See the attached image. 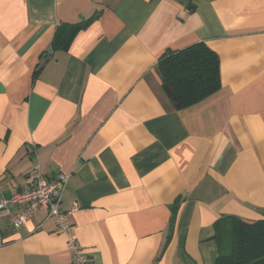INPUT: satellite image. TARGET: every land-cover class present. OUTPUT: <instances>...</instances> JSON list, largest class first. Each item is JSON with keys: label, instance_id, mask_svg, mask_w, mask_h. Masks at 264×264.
<instances>
[{"label": "crops", "instance_id": "0c3cea01", "mask_svg": "<svg viewBox=\"0 0 264 264\" xmlns=\"http://www.w3.org/2000/svg\"><path fill=\"white\" fill-rule=\"evenodd\" d=\"M201 41L221 86L176 109L158 58ZM34 169L68 174L93 264H214L225 216L264 219V0H0V198ZM10 217L0 264H73L43 211Z\"/></svg>", "mask_w": 264, "mask_h": 264}, {"label": "trees", "instance_id": "16d2710c", "mask_svg": "<svg viewBox=\"0 0 264 264\" xmlns=\"http://www.w3.org/2000/svg\"><path fill=\"white\" fill-rule=\"evenodd\" d=\"M89 20L59 23L51 48L66 49L75 32ZM158 67L162 87L176 109L198 103L221 86L219 57L202 41L165 51L158 58ZM224 219L222 232L215 233L219 252L214 264H264V219L253 222L234 216Z\"/></svg>", "mask_w": 264, "mask_h": 264}, {"label": "built area", "instance_id": "2783aa9c", "mask_svg": "<svg viewBox=\"0 0 264 264\" xmlns=\"http://www.w3.org/2000/svg\"><path fill=\"white\" fill-rule=\"evenodd\" d=\"M67 181L66 173L58 172L47 179L34 169L26 178V188L0 198V212L9 213L10 224L20 229L36 212L43 211L46 219H53L55 230L65 235L73 264H93L90 255L80 246L73 226L66 220L67 214L78 204L75 202L69 212L60 207Z\"/></svg>", "mask_w": 264, "mask_h": 264}, {"label": "rangeland", "instance_id": "374dc122", "mask_svg": "<svg viewBox=\"0 0 264 264\" xmlns=\"http://www.w3.org/2000/svg\"><path fill=\"white\" fill-rule=\"evenodd\" d=\"M225 242V240L222 241V243Z\"/></svg>", "mask_w": 264, "mask_h": 264}]
</instances>
